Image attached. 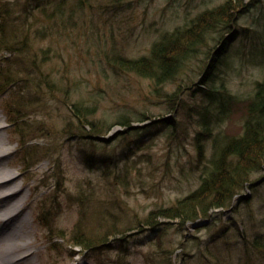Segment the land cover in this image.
I'll return each mask as SVG.
<instances>
[{
  "label": "rangeland",
  "instance_id": "rangeland-1",
  "mask_svg": "<svg viewBox=\"0 0 264 264\" xmlns=\"http://www.w3.org/2000/svg\"><path fill=\"white\" fill-rule=\"evenodd\" d=\"M18 1L0 0V24L6 25L7 30L0 32V36L6 33L0 42V141L7 142L0 144V155L5 153L0 156V180L5 177V169L16 175L15 181H10L12 184L7 182L0 187V192L11 185L22 188L17 198L21 197L19 209L24 218L6 223V228L0 221V237H13L16 243L24 244L19 247L21 253L32 251L27 264H153L152 248L139 243L149 227L143 226L142 221L150 210L169 205L198 185L199 172H191L184 163L195 154L191 140L182 136L185 140L182 146L181 134L173 139L158 134L149 147L124 156L122 152L133 136L128 126L114 124L107 134L96 136L88 127L78 131L63 128L71 121L77 122L72 104L82 108L95 106V112L87 118L92 116L98 122L114 121L124 114L165 112L167 98L151 95L152 81L123 69L117 55L132 59L149 55L153 44L165 33L183 27L199 12L225 0H123L120 3L91 0L89 3L93 5H87L81 17L76 18L82 25L72 28L71 14L65 22L67 29H60L57 23L44 29L37 12L30 9L29 14H24V0ZM3 2H8L7 10H2ZM233 13L228 26L219 25L218 35L210 40L209 48L203 49L211 53L218 50L224 41L220 37L222 32L226 35L230 31V40L223 46L225 54L219 75L227 93L246 99L253 93L254 82L264 75V51L260 52L259 47L264 35V0H241ZM41 29L45 31L38 35L37 30ZM11 33L17 39L26 38L28 45L24 50L23 47L15 50L16 41L10 40ZM200 57L202 61L192 60L183 78L190 88L200 84L209 61L204 54ZM13 75H27L29 79L7 84ZM45 75L53 83L62 80L68 91L50 89ZM183 81H168L162 88L169 95L176 89L175 97L189 99L191 89L184 88ZM22 92L27 93L22 96ZM185 114L179 112L178 117L181 123L187 122L185 127L191 135L194 118L190 123ZM241 115L240 107H231L226 121L216 125L214 132H238ZM149 121L131 124L138 127ZM103 137L108 138L107 142L102 141ZM206 150L209 154V148ZM101 156L105 161H101ZM261 176V172L255 173L251 179L258 184L264 180ZM258 185L251 203L241 204L236 211L215 209L211 220H202L197 228L189 225L183 231H175L170 227L163 237L193 233L198 237L196 245L201 246L200 240L212 237L221 227L226 230L223 235L215 236L218 238L214 243L218 244L220 237L263 234L264 182ZM244 194L252 196L250 190ZM12 202L9 201L8 208ZM113 220L123 232L110 236L103 249L84 250L67 241L78 225L84 228L82 232L94 231L100 225L107 227ZM158 220L169 223L167 218ZM231 221L237 222L236 228ZM16 222L22 223L18 232ZM139 224L140 227L132 228ZM119 237H128V247L123 252L117 249ZM193 243L189 242L188 249ZM228 243L235 245L234 241ZM192 249L196 250V246ZM256 257L264 258V248L255 253L249 264H257ZM209 258L215 261L216 254H210Z\"/></svg>",
  "mask_w": 264,
  "mask_h": 264
},
{
  "label": "trees",
  "instance_id": "trees-1",
  "mask_svg": "<svg viewBox=\"0 0 264 264\" xmlns=\"http://www.w3.org/2000/svg\"><path fill=\"white\" fill-rule=\"evenodd\" d=\"M89 1L91 0H24L23 13L27 15L30 9H33L32 12L35 10L44 29L50 28L52 23L60 25V29H67L65 23L67 16L73 14L74 21L71 27L78 28L82 23L79 25L76 18L81 17L87 5L88 7L93 5ZM17 2L19 1L17 0ZM111 2L120 3L123 0H111ZM7 4L8 2H3L2 10L8 9ZM240 4L241 0H225L212 9H204L183 27L165 33L153 44L149 55L134 59L117 55L118 64L123 69L139 73L141 75L138 76L152 81L151 95L167 98L168 103H166L165 112L159 115L152 112L148 114H146L147 112L133 115L124 114L114 121L105 122L101 120L98 122L92 116L90 119L87 118L95 112V106L91 108L83 106L82 108L72 104V112L75 119L77 118V122H67L66 128H63L64 131H69L71 128L73 131H78L88 127V131L96 136L97 134H107L114 124L128 126L129 133L133 136L127 143V149L122 152L124 156H128L143 147H149L158 134L166 135L171 139L176 134H181V143L179 144L182 146L185 144L184 139L191 140L195 154L188 157L184 163L192 169L191 172H199L197 174L198 185L187 194L176 198L169 205L150 210L142 221V223L144 222L143 226L146 224L149 227L148 232H146L147 230L144 231L146 232L143 235L145 237H140L139 243L149 245L152 248L153 264H191L193 261L210 264H249L255 253L264 248V233L256 232L254 237H248L243 235L241 229L243 236L220 237L218 244L217 242L214 243V240L218 238L215 236L223 235L226 229L222 227L216 229L211 235L212 237H208L205 241L200 240L201 246L196 245L195 240L198 237L193 236V233H188V237L186 235L163 237L167 235L170 227H173L175 231H183L189 225L197 228L202 220L207 218L211 220L212 212L215 209L236 211L241 204L251 203L255 199L253 196L260 187L258 184L262 185L264 182L263 180L257 184L251 179V176L259 172L264 176V75L254 82L253 93L248 98L244 99L237 95H231L227 93L224 88L225 83L219 75L220 63L223 54H225L223 46L225 41L230 40L229 29H227L229 32L226 35H224L225 32H222L220 37L224 41L218 50L214 49L211 53L210 50L203 49L205 46L206 48L210 47V40L215 39L214 35H218L217 27L219 25L228 26V21L232 19L234 10L236 11ZM68 9L71 12L69 14ZM44 29L37 30L38 35L43 34L44 32L41 31H45ZM2 31H7L4 24H0V32ZM76 31L80 33L78 30ZM24 32L28 34L26 31L22 33ZM11 34L10 40L15 39L16 41L15 50H18V47H23L24 50L28 45L26 38L21 39L19 36L17 39L16 34ZM2 36L6 37V33L0 36V42L3 40ZM259 41L261 52L264 51V35ZM201 54H204L205 59L209 57L205 70L201 74L203 77L199 81L203 86L197 83L195 88L194 86L190 88V85L183 81V78L191 66L192 60L202 61ZM31 62L35 61L32 60ZM6 78L8 76H2V79ZM27 79H29L27 75L26 77L13 75L7 84ZM44 79L50 89L68 91V87L64 85L62 80L53 83L49 75H45ZM168 81L186 83L184 88L191 89L188 90L189 99L180 98L181 96L175 97L176 89H173L169 95V92L162 88ZM25 93L27 92H22L21 95L23 96ZM170 97L176 99L169 100ZM235 105L241 108L240 130L233 134L221 130L214 132L216 125L226 121L231 113V107ZM7 109L11 113V108L7 107ZM184 111L187 112L185 114L187 121L189 119L191 123V119L194 118L191 135L187 132L188 128L185 127L187 122L181 123L178 117L179 112ZM20 113L23 112L20 111ZM147 119H151V121L144 126L134 127L131 124L133 121L141 123ZM107 140V137L102 139L104 143ZM208 148L209 154L206 150ZM103 156H101L102 162L105 161ZM93 157L95 158L96 155ZM179 164H181L180 161ZM248 190L252 196L248 197L244 194ZM261 205L264 206V202ZM161 217L167 218L169 223L159 221L158 219ZM227 220L229 221V219ZM230 220L235 222L234 219ZM232 221V227L236 228L237 222L233 223ZM141 224L132 228H138ZM82 229L84 228L78 225V228L72 230L70 239L67 241L73 246L83 247L84 250L103 249L107 246L106 242L110 236L123 232L114 220L107 227L103 228V225H100L94 228V231L85 229V232H82ZM118 240L120 245L117 246V249L119 252L125 251L129 243L128 237H119ZM227 240L234 241L233 244L235 245H229ZM190 241H194L191 246L192 248L196 246V250L188 249ZM212 244L214 246L210 247ZM177 249L179 252H176ZM212 253L216 254L215 261H211L209 258ZM256 260L257 264H264V258L261 260L256 257Z\"/></svg>",
  "mask_w": 264,
  "mask_h": 264
},
{
  "label": "bare ground",
  "instance_id": "bare-ground-1",
  "mask_svg": "<svg viewBox=\"0 0 264 264\" xmlns=\"http://www.w3.org/2000/svg\"><path fill=\"white\" fill-rule=\"evenodd\" d=\"M0 144L6 145L7 142L3 139L2 142L0 141ZM5 155V153L1 154L0 156ZM5 177H3L2 180H0V187L7 185L6 183L10 181H15L16 175L11 173L10 169L4 170ZM12 184V183H11ZM13 187H6L3 191L0 192V221L4 222L3 227L6 228V223L10 221H17L23 220L22 211L20 208V201L21 197L17 198L22 192V188H18V185H11ZM17 188H15V187ZM12 200L13 204L7 207L9 201ZM6 202V203H4ZM22 223L16 222V232H18V225H21ZM24 245V244H23ZM22 244H19V242H15L14 238H6V237H0V264H27V260L32 255V251H28L26 253H21L19 251V247L23 246Z\"/></svg>",
  "mask_w": 264,
  "mask_h": 264
},
{
  "label": "water",
  "instance_id": "water-1",
  "mask_svg": "<svg viewBox=\"0 0 264 264\" xmlns=\"http://www.w3.org/2000/svg\"><path fill=\"white\" fill-rule=\"evenodd\" d=\"M122 130V129H121ZM109 134H111V133H109Z\"/></svg>",
  "mask_w": 264,
  "mask_h": 264
}]
</instances>
